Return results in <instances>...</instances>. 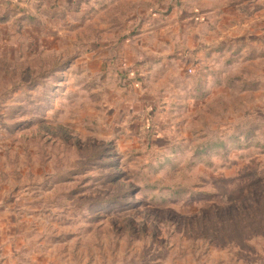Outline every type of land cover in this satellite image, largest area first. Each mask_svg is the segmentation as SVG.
Instances as JSON below:
<instances>
[{
	"label": "rangeland",
	"instance_id": "rangeland-1",
	"mask_svg": "<svg viewBox=\"0 0 264 264\" xmlns=\"http://www.w3.org/2000/svg\"><path fill=\"white\" fill-rule=\"evenodd\" d=\"M49 1L0 0V264H264V86L192 59L264 17Z\"/></svg>",
	"mask_w": 264,
	"mask_h": 264
},
{
	"label": "crops",
	"instance_id": "crops-1",
	"mask_svg": "<svg viewBox=\"0 0 264 264\" xmlns=\"http://www.w3.org/2000/svg\"><path fill=\"white\" fill-rule=\"evenodd\" d=\"M20 1L29 2L30 0ZM50 1H53L54 3L53 8H51V11L53 12L61 9L60 6L63 5L62 2H64V0ZM138 1L140 4L146 5L149 0ZM226 1H232L233 5L232 3L231 5L234 7L233 9L244 13V15L264 17V0H204L205 8L203 12L205 15V27L208 31L212 30L215 26V20L213 18H216V12L213 10L212 6L216 9L224 5ZM141 10L143 11V8ZM193 25L197 26L198 24L195 23ZM262 28H264V25ZM260 40L264 41V37H245L244 42L237 45L236 42H233L232 40L228 41L224 39L220 40V42L210 43L208 39H206L198 46L195 44L192 54H195L197 57H190L193 59L197 68H203V71L205 72L204 82L206 85H213V83H217L220 85L221 89L228 92L229 89L235 88L237 90L236 94L240 95L243 92L248 93L249 90L253 91L256 89V86H264V64L262 65V69L258 70L260 65L264 63V43H260ZM259 44L263 45L258 46ZM202 51H204L205 55L204 63L200 61L201 59L198 60V54ZM227 53L231 54L230 57H227ZM196 70L197 69L194 68V71ZM194 71L192 76L195 83L194 86H196L198 82L201 86V77H195ZM194 89L196 91L198 89L197 86Z\"/></svg>",
	"mask_w": 264,
	"mask_h": 264
}]
</instances>
